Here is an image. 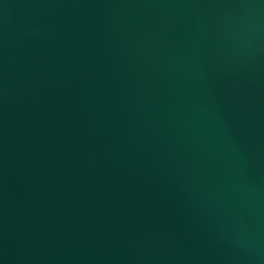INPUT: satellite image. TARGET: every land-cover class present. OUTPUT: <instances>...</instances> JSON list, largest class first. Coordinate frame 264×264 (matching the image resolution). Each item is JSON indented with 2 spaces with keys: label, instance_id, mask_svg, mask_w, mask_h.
<instances>
[{
  "label": "water",
  "instance_id": "1",
  "mask_svg": "<svg viewBox=\"0 0 264 264\" xmlns=\"http://www.w3.org/2000/svg\"><path fill=\"white\" fill-rule=\"evenodd\" d=\"M0 264H264V0H0Z\"/></svg>",
  "mask_w": 264,
  "mask_h": 264
}]
</instances>
